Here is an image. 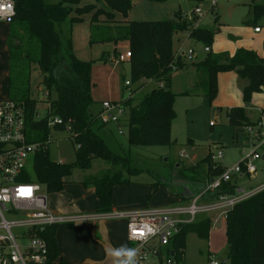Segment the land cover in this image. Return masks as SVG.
<instances>
[{"label":"trees","instance_id":"trees-1","mask_svg":"<svg viewBox=\"0 0 264 264\" xmlns=\"http://www.w3.org/2000/svg\"><path fill=\"white\" fill-rule=\"evenodd\" d=\"M13 1L15 13L8 21L7 98L24 104L27 140L40 143V147L31 156V168L25 169L24 177L29 181L40 182L47 193L56 192L63 188L75 168L90 167L92 159L102 158L110 166L99 174L84 177L81 182L84 186L93 187L98 201L96 211L111 210L114 185L135 182L130 176L142 169L131 165L128 152L120 153L111 149L93 127L98 117L93 109L95 101L90 90L92 60L82 59L75 54L71 37L72 24L81 21L85 13L90 12V18L94 20L100 12L110 11L96 6L94 2L80 3V0ZM103 1L123 18L131 6V0ZM252 13L254 19L261 17L264 14V3H253ZM196 19L193 13L189 17L176 13L173 18H128L124 19L126 24L116 32H98L96 35L92 30L91 42L128 40L132 83L143 78L162 80V85L150 89L137 102L130 98L124 100L128 107L126 142L129 146L171 143V123L176 114L171 73L186 66H193L200 71V82L204 84V94L209 98L215 96L217 91V73L235 69L246 79L242 86L244 104L227 107L226 117L230 124L242 127L255 122L248 116L246 109L252 93L264 86V54L241 46L232 54L208 50L196 62L186 63L182 54L175 55L174 33L186 29L189 37L209 48L215 34L212 28L194 23ZM65 21L68 22L67 29L61 27ZM34 65H38L40 83L47 91L45 115L37 111L38 96L31 86ZM53 116H58L61 122L48 124L49 118ZM51 127L67 128L71 132V138L76 144L72 161H57L49 156L47 144ZM202 161L207 162V174L210 177L219 174L225 167L213 161L209 153ZM179 174L178 178L186 177L181 170ZM236 183V178H233L223 184L222 190L231 191ZM157 184H152L151 192L157 188ZM201 188L202 184L193 195ZM57 225H46L38 230L47 242V264H111L102 261H71L60 255L55 238ZM210 227L211 219L206 214L181 224L167 247L160 251L158 261L140 264H166L167 256L183 264L187 233L194 232L199 238L207 239ZM225 235L227 261L223 264H264V188L237 201L228 210Z\"/></svg>","mask_w":264,"mask_h":264},{"label":"rangeland","instance_id":"rangeland-1","mask_svg":"<svg viewBox=\"0 0 264 264\" xmlns=\"http://www.w3.org/2000/svg\"><path fill=\"white\" fill-rule=\"evenodd\" d=\"M54 1V0H49ZM94 2L96 6H102L110 13L100 12L97 19L91 20L93 34L98 32L108 33L116 32L126 21L118 12L110 9L103 0H80V3ZM253 3H264V0H218L217 4L210 10L208 9L209 2L204 0L200 6L203 8L204 15L196 19L194 23L201 26L210 27L215 30L212 41L213 50L210 52H219L225 48H231L232 45H238L240 41L248 44L257 38L254 34V25L258 24L264 32V14L254 19L252 13ZM199 4L196 0H165V1H150V0H131L129 19H160L175 17L174 12L178 9L184 15H190L194 6ZM151 8V9H150ZM83 17H90V12L85 13ZM86 22V21H85ZM66 24V25H65ZM68 22L61 24L63 29H67ZM95 25L97 26L95 29ZM100 28V29H99ZM188 30H182L180 33H187ZM122 40V39H119ZM114 44V40L105 41V45ZM240 43V44H244ZM97 43L91 49L92 67L96 64L109 65V68L104 70L99 69L93 74V85L106 93V87L113 82L114 96L120 100L123 96V102L127 98L133 102H137L142 96L152 89L156 83H162V80L151 78L148 85L140 84L138 88L137 82H131L129 88L125 86L124 80L130 78L129 63L122 64L109 63L106 59L100 56V51L96 50ZM177 46V33L173 35V47ZM188 47L195 49V54L191 59H185L186 63L196 62L199 58L205 55L202 50L203 44L195 41L191 37H187V41L183 44V50ZM128 47L123 49L124 52ZM113 47L110 50L112 53ZM222 52V51H220ZM89 57V56H88ZM116 57V56H115ZM186 58V55L183 56ZM95 67H93L94 73ZM231 70V69H229ZM228 70H221L218 73H226ZM172 89L175 92L173 107L175 110V117L171 123V143L170 144H145V145H128L126 142L127 135V105L125 104V114L121 116V126L123 133L116 131H108L105 129L100 120L97 119L93 127L100 133L103 128V133H108L109 138L105 137L111 149L120 153L128 152L131 158V165L142 169L141 172L133 174L130 177L135 181L134 183H148L149 188L144 189L142 186L127 187L120 185L118 189L113 190L112 199L115 201V206L118 209L138 207V203L144 200V196H149V206L164 205L168 203L169 194L173 189H178L183 180L178 178L179 172L186 177L194 175L199 178H204L207 172V162L202 159L209 153L210 158L221 165L231 166L242 158V153L249 151L253 142L252 136L247 132L246 126L232 125L226 117V102H227V83L226 75H222L220 79L217 76V91L215 96L209 98L204 94V84L201 81L202 76L193 66H186L178 68L172 72ZM41 72L38 65H34L31 72V86L34 92L37 93L38 100L36 102L37 111L40 115H45L47 112L48 101L43 93L44 87L40 83ZM149 79V78H148ZM120 84V87H119ZM92 85V86H93ZM122 86L124 90L122 91ZM110 87V85H109ZM96 88H92L93 95L96 94ZM95 91V92H94ZM125 97V98H124ZM99 99V98H97ZM256 100L264 107V87L261 91L255 92L251 101ZM98 100H95L94 105ZM259 105V104H257ZM257 109L250 108L249 115L255 117ZM264 115V110L257 115V121ZM115 127L114 124H110ZM116 128V127H115ZM190 139V140H189ZM49 156L57 161H72L74 159L75 142L71 138V132L66 129L50 128V135L48 138ZM221 148L223 151L222 157L213 158L217 149ZM185 151V154L181 153ZM260 155L264 154V143L258 148ZM257 170L255 178L244 176V180L253 183L255 187L259 182L264 180V159L258 158ZM198 163V164H197ZM196 164V165H195ZM193 165V166H192ZM110 166V163L102 158L95 157L92 159L90 167L75 168L72 174L67 179L68 183H80V179L86 176L99 174L101 171ZM192 166V167H191ZM27 168H31V159L27 162ZM157 184L154 191L151 192L152 184ZM163 183V184H161ZM132 184V183H129ZM160 185V186H159ZM69 188V187H68ZM63 189H67L64 186ZM72 189V188H71ZM47 193V192H46ZM54 194V195H52ZM62 191L47 193V201L58 199L62 196ZM73 196L76 198L80 191L72 190ZM159 202V203H156ZM79 211H96L97 199L89 195L77 203ZM118 204V205H117ZM75 205V204H74ZM116 219V218H111ZM119 219V218H117ZM121 219V218H120ZM125 220V219H124ZM83 223L80 222H63L56 228V234L59 233L60 241L59 247L64 255L68 257L82 256L83 252L89 246L87 235H82L80 227L74 230H68L69 234L63 231L64 226H74ZM58 224V225H59ZM72 227V228H74ZM221 225L212 226L210 231V242L213 247L218 248V255L222 254L224 250V239ZM26 241V239H21ZM58 247V249H59ZM207 240L199 238L194 233L190 232L186 235L184 262L185 264H208L207 255ZM154 259V258H153ZM181 264V263H177Z\"/></svg>","mask_w":264,"mask_h":264},{"label":"built area","instance_id":"built-area-1","mask_svg":"<svg viewBox=\"0 0 264 264\" xmlns=\"http://www.w3.org/2000/svg\"><path fill=\"white\" fill-rule=\"evenodd\" d=\"M207 1L210 10L218 2V0ZM201 2L199 1V4L195 5L191 11L197 16V19L204 15L203 8L200 6ZM14 13L13 0H0L1 19L8 22ZM190 15L183 14L188 17ZM259 28L258 25L254 26L256 31ZM203 49L210 50L206 45L203 46ZM179 53L183 56L186 55V59H191L195 50L192 47H188L186 51L182 52L178 49L175 55ZM130 55V49H126L124 52H118L115 60L127 61ZM130 83V78L124 80L128 89H130ZM43 93L46 97L45 89ZM123 114H125L123 100L105 99L101 102L97 117L104 124L115 123L118 133H123L121 126ZM60 122L61 119L58 116H53L48 120L50 125ZM246 130L253 138L251 149L243 152L242 158L238 162L231 166H225L219 174L205 181L199 192L187 202L107 211L59 213L49 207L47 193L43 185L38 181H29L24 177L28 160L40 147L39 142L27 140L24 104L8 98L1 99L0 264H47V242L38 233V230L46 225L111 218L125 219L128 248L137 251L136 264L158 261L161 255L160 251L167 247L170 238L181 224L191 222L200 214L207 215L213 210H220L226 217L234 203L264 188V182L252 187L243 186L238 181L240 176L249 177L257 170L253 159L261 156L258 148L264 143V115L254 123L246 125ZM216 152L213 158L222 156L221 148H218ZM233 178L237 180L234 189L231 191L222 190L223 184ZM149 229L153 231L149 232ZM21 239H26V241ZM165 263L176 264V260L167 256ZM111 264H115V262ZM208 264H222V262L214 254H208Z\"/></svg>","mask_w":264,"mask_h":264},{"label":"crops","instance_id":"crops-1","mask_svg":"<svg viewBox=\"0 0 264 264\" xmlns=\"http://www.w3.org/2000/svg\"><path fill=\"white\" fill-rule=\"evenodd\" d=\"M150 1H154V0H150ZM129 11H130V9L127 12V18L126 19H128ZM175 13L184 14V13H182V11H180L178 9L174 12V14ZM163 18L161 17L160 19H163ZM91 26H92V23L90 24V17H88V18L83 17V19L81 21L74 22L72 24V28H71L72 46H73V50H74L75 54L78 57H80L82 59H86V60L91 59V57H92L90 55L92 52L91 49L93 48L94 44L97 43L95 51H100V56L102 58L106 59L109 63H114L116 65H118L120 63L122 64L123 62L129 63L128 60L127 61L126 60L120 61V62L115 60V56L118 54V52H121L126 47H128L127 49H130L129 48V42L127 39L118 40V41L114 42V44H112V45H110V43H108V42H107L108 44L105 45L104 44L105 41H92L91 42L90 41V35L92 32ZM180 32L181 31L175 32V33H177V46L175 47V51L180 49V51L182 52L183 51V44L187 41V37H189V32H187L185 34L180 33ZM254 32H255L254 34L257 36L255 41L248 43V44L244 43L243 41H240V43H244V44L238 43V45H236V46L232 45L231 48H225V49H222L220 51H227L228 53L232 54L236 50V48L242 46V47L254 49L259 54L263 55L264 54V48H263L264 32L262 31L261 27L257 31L254 30ZM8 44H9V22L0 18V100L7 98ZM212 45L213 44H211V46H210V50H213ZM112 47H113V51H112V53H110V50ZM202 50L204 52H206L203 49V47H202ZM93 67H95L94 73H93ZM93 67L91 65V81L93 80V78H92L93 74L98 72L99 69L104 70V68H109V65L107 63H105V64H101V63L99 64L98 63V64L94 65ZM176 70H178V69H176ZM173 71H175V70H173ZM172 74L173 73H171V89L173 86ZM222 75H226V77L228 79V83H227L228 87L226 88L228 98H227V102L225 103L226 106L231 107L234 105H243L244 101L242 98V86L246 82V79L241 77L235 69L228 70L226 73H223V72L217 73L218 79H220ZM149 80H151V78H149V79L143 78V79L136 81L138 83L137 89L140 88V84H143L146 86L149 84V82L153 83ZM93 84L94 83L92 81V85ZM92 85H91V89H90L91 90V96L94 99V101L98 100V102L96 103V106L93 104V109L97 115L98 111L101 108V102L103 100H105V99H110V100L116 99L117 97L114 96L113 82H111V81H110V84H108V86L106 87V93L102 92L103 90L102 89L100 90L98 88V86L96 87V85L95 86L94 85L92 86ZM109 85H110V87H109ZM157 85H159V83L155 82V84L152 86V88L157 86ZM94 87L97 89L96 94H98V97H96L97 95L95 96V94L93 95V93H92V88H94ZM119 87H120V84H119ZM123 90H124V87L122 86V91ZM261 90H259V91H261ZM172 91H173V89H172ZM255 92H257V91H254L252 93L251 99H252V96L255 95ZM97 98H99V99H97ZM121 99H123V96H121ZM251 99H250V102L248 103L246 110H247L248 116L252 120H256L257 115L259 113V110L260 111L264 110V107H262L261 103H258L254 99H253V101H251ZM257 104H259V105H257ZM250 108L257 109L258 112H257V115L255 117H252L249 115ZM127 112H128V109H127ZM100 124H102V126L105 129H107L108 131H116L117 136L119 135L118 131H117V125L115 123L104 124V123L100 122ZM110 124H114L116 128ZM103 129L100 130L101 131L100 134L102 135L103 139L106 141L105 137L109 138L110 135L108 133H103V131L106 132V130H103ZM106 143H107V141H106ZM183 154H185V151ZM222 155H223V153H222ZM259 158L264 159V154H261V156ZM256 159H258V158L253 159V162L257 166V163L255 162ZM257 168H258V166H257ZM204 175H205L204 178H199V177H196L194 175L182 178V180L184 181L182 186L178 189H173L171 191V193L169 194V196H170V198L168 199L169 202L164 203V204H177V203L187 202L193 196V194L198 191L199 186L201 184L203 186L204 182L211 178L210 176H208L207 172ZM244 176H246V175L240 176L238 178V181L243 186H251V184H253V183H250V182H247L246 180H244V178H243ZM250 177L255 178V173L253 175L249 176V178ZM81 180L82 179L79 180L80 183H76V184L75 183H68L67 184V182H65L63 185V188H64V186H67V189L65 190L62 188L61 190H59V192L62 191L63 194L61 197H58V199L56 201H55V199L49 200V202L47 201L49 207L53 211L59 212V213L81 212L78 210L79 205L77 203H79L80 201L83 200L84 197L89 196V195L96 197L95 192L93 190V187L90 185L84 186L83 183L81 182ZM262 182H264V180L259 182L258 184H260ZM148 183L144 182V183L137 184V183L133 182L132 184H116V185H114L113 190L118 189L120 185H124L127 187L142 186L144 189H148L149 188ZM161 184H163V183H161ZM73 189L76 191H80V194L76 198L72 194ZM50 193H54V192H50ZM52 195H54V194H52ZM112 196H113V194H112ZM149 201H150L149 196L147 198V196L145 195L144 200H142L140 203H138V207L149 206L148 205ZM156 203H159V202H156ZM114 204H115V201H114V199H112L111 209H118V208H116V206ZM97 205H98V201H97ZM132 208H135V207H132ZM200 215H202V214H200ZM207 216H209L211 219V227L209 230V236H210V231L212 230V226H216V225L223 226L222 232H223V239H224V245L225 246H224V250L222 251V254L218 255L219 249L212 246V243L210 242V238L208 236V238L206 239L207 245H208L206 252H207V255L208 254H214L216 257H218L221 260V262L223 264L224 259H226V261H227V258L225 256V250H226L225 220H226V217L221 213L220 210L210 211V212H208ZM60 225L61 224L57 225V227ZM72 227H74V226H64L62 234L64 232L69 234L68 230L72 231V230L76 229V227H80L78 229H81V233L84 232V234H82V235H85V234L87 235L90 247H88L87 250L83 252L82 256H77V257H71L70 256V257H68V256L63 254V252L60 250V247L58 246L59 247V254L64 256L65 258L71 260V261H85V260H87V261H102V262L113 263V262H115V258L111 255L112 251L114 249L119 248L121 245H126L128 247V241L126 238V221L124 219H120V218L117 219L116 218V219H99V220H92V221H87V222L84 221L81 224L75 225L74 228H72ZM192 233H194V232H192ZM55 238L57 241V245H59L60 235H59V233L56 234V230H55ZM176 264H177V262H176ZM183 264H185L184 258H183Z\"/></svg>","mask_w":264,"mask_h":264},{"label":"clouds","instance_id":"clouds-1","mask_svg":"<svg viewBox=\"0 0 264 264\" xmlns=\"http://www.w3.org/2000/svg\"><path fill=\"white\" fill-rule=\"evenodd\" d=\"M153 231L149 229V232ZM111 255L115 258V264H136L137 251L128 248L126 245H121L119 248L114 249Z\"/></svg>","mask_w":264,"mask_h":264},{"label":"water","instance_id":"water-1","mask_svg":"<svg viewBox=\"0 0 264 264\" xmlns=\"http://www.w3.org/2000/svg\"><path fill=\"white\" fill-rule=\"evenodd\" d=\"M171 253H172V251H171ZM226 261V259H224V261L223 262H225Z\"/></svg>","mask_w":264,"mask_h":264}]
</instances>
